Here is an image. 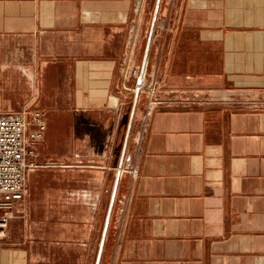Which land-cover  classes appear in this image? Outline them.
<instances>
[{"label":"crops","instance_id":"crops-1","mask_svg":"<svg viewBox=\"0 0 264 264\" xmlns=\"http://www.w3.org/2000/svg\"><path fill=\"white\" fill-rule=\"evenodd\" d=\"M141 4L0 0V111L46 121L0 264L95 263ZM161 13L159 105L125 152L136 173L99 264H264V0H162Z\"/></svg>","mask_w":264,"mask_h":264},{"label":"built area","instance_id":"built-area-1","mask_svg":"<svg viewBox=\"0 0 264 264\" xmlns=\"http://www.w3.org/2000/svg\"><path fill=\"white\" fill-rule=\"evenodd\" d=\"M126 76L127 69L123 75L124 81ZM145 84L146 78L143 75L140 88L145 87L147 93V117L159 105L155 98L158 92L157 74H152L149 84ZM45 127V114L39 108L22 107L16 112L0 111V241L8 236L11 220L23 216L18 208L25 205L27 177L38 166L33 159V144L43 137ZM124 171L133 177L136 166L132 163Z\"/></svg>","mask_w":264,"mask_h":264},{"label":"rangeland","instance_id":"rangeland-1","mask_svg":"<svg viewBox=\"0 0 264 264\" xmlns=\"http://www.w3.org/2000/svg\"><path fill=\"white\" fill-rule=\"evenodd\" d=\"M155 1L156 0H144V2H143L144 4L143 3L141 4L143 7L141 6L142 11H141V15H140V23L136 27L137 38H136V42H135L134 53L132 54V59L130 61L131 69H129V70L132 71V74L130 76V85H129L130 87L128 89V96H127L128 100H127V104H126L127 108L124 109L125 112H127L129 114V117H130L133 99H134L136 80H137L136 75L137 74L139 75V72H140V67H141V63H142V59H143V55H144L146 41H147V37H148L149 29H150V24H151V20H152V16H153ZM161 1H160L158 13H157V18H156L152 38H153L154 33H156L157 35L162 34V32L165 31V29L168 25V18L166 16V14H162V13L160 14ZM158 26H160V27H158ZM152 38H151V43H150V47H149V51H148V55H147V62L145 65V70H144V78H146L145 86L149 84L150 76L155 73L156 70H154L155 69L154 67H156V62L158 61V59H156V56L152 55L153 54L152 46H151L152 45ZM155 46H156V44H155ZM156 74H157V78H158L159 72ZM146 103H147V93H146L145 87L142 86L139 90V94H138V98H137V102H136V106H135V110H134V115H133L132 123H131V127H130V135H129V139H128V143H127V148L125 151L126 153H129L130 155H131V153H133V151L135 149V142H136V140L133 141L132 135L133 134L135 135L136 131H139L142 128V126L144 124H146V122H143L144 121V107H145ZM115 167L116 166H114V170L112 172L113 178L115 177V173H116ZM122 168L124 170L125 168H127V166L126 167L123 166ZM30 172H29V174H30ZM29 174H28V176H29ZM125 174H126V172L123 171L121 176H120L118 189L119 188L122 189L124 186V181H125L124 175ZM26 186H27V191H26L25 201L27 200V194H28V177H27Z\"/></svg>","mask_w":264,"mask_h":264},{"label":"water","instance_id":"water-1","mask_svg":"<svg viewBox=\"0 0 264 264\" xmlns=\"http://www.w3.org/2000/svg\"><path fill=\"white\" fill-rule=\"evenodd\" d=\"M160 1L161 0L155 1L153 16H152L150 29H149V33H148V37H147V41H146V46H145V50H144V55H143L141 67H140V72H139V75H138L137 80H136L134 99H133V104H132V109H131V113H130V117H129L127 130H126L124 141H123L121 158H120V161L118 163V167H117V170L115 173L113 187H112V191H111L110 198H109L107 212L105 215V220H104L103 228L101 231V238L99 241V247H98V251L96 254V259H95L94 264L100 263L101 254L103 251V247H104V243H105V239H106V235H107L108 230H110L112 232L115 231L118 228L119 223H120V215L122 214V206H123L125 198H126V187L123 186L122 189H120V188L118 189L119 179H120V176L122 173L124 155H125V151H126L127 143H128V139H129L132 118L134 115V110H135L140 86L143 82V75H144L145 65L147 62V55H148V51H149V47H150V43H151L152 34L154 31V26H155V22H156V18H157V13H158ZM132 195L133 194H131V196ZM131 200L132 199L130 198L128 206L130 205Z\"/></svg>","mask_w":264,"mask_h":264}]
</instances>
